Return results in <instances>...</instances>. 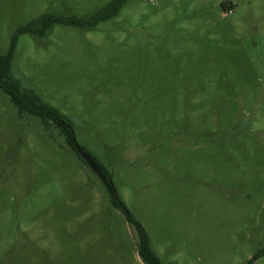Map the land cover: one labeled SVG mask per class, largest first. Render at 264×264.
Instances as JSON below:
<instances>
[{"label": "rangeland", "instance_id": "374dc122", "mask_svg": "<svg viewBox=\"0 0 264 264\" xmlns=\"http://www.w3.org/2000/svg\"><path fill=\"white\" fill-rule=\"evenodd\" d=\"M110 1L0 0V51L44 13ZM13 74L71 121L163 264H264V0H126L93 28L20 33ZM50 130L0 89V264H145Z\"/></svg>", "mask_w": 264, "mask_h": 264}, {"label": "trees", "instance_id": "16d2710c", "mask_svg": "<svg viewBox=\"0 0 264 264\" xmlns=\"http://www.w3.org/2000/svg\"><path fill=\"white\" fill-rule=\"evenodd\" d=\"M126 0H111L101 9L89 16L81 17L78 15H64L60 13H44L41 16L31 20L27 25L22 26L16 35L12 37L11 48L7 53L0 51V89L5 92L17 108L20 117L25 114L37 116L41 119L47 133L54 138L52 126L64 130L68 135V142L75 151L76 155L89 165L77 151L73 139L72 131L68 127L71 121L55 106L47 103L32 88L22 86L20 79L13 74V60L17 37L20 33H31L35 36L45 35L54 24L74 25L81 28H93L100 22L106 21L116 16ZM51 131V132H50ZM93 161L100 167L107 180H112L110 173L88 152ZM110 199L113 205L123 211L127 220L135 227L138 234V253L145 264H163L162 260L151 245L150 235L142 223L129 211L122 199L118 196L113 183H106ZM257 256L253 257V260ZM251 260L248 264H252Z\"/></svg>", "mask_w": 264, "mask_h": 264}, {"label": "water", "instance_id": "95a60500", "mask_svg": "<svg viewBox=\"0 0 264 264\" xmlns=\"http://www.w3.org/2000/svg\"><path fill=\"white\" fill-rule=\"evenodd\" d=\"M68 127L72 131V139L74 142V145L79 152V154L84 158V160L89 164L90 168L97 174L99 177L105 182V183H112L111 180H107L105 175L102 173L100 167L93 161L92 157L86 152V150L77 142L76 136L74 133V130L71 125H68Z\"/></svg>", "mask_w": 264, "mask_h": 264}]
</instances>
